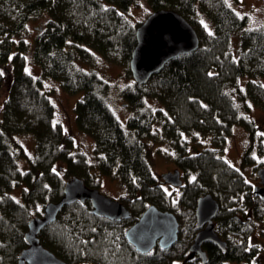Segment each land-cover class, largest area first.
<instances>
[{
    "label": "trees",
    "instance_id": "obj_1",
    "mask_svg": "<svg viewBox=\"0 0 264 264\" xmlns=\"http://www.w3.org/2000/svg\"><path fill=\"white\" fill-rule=\"evenodd\" d=\"M145 1L150 12L171 9L183 16L196 30L199 46L170 60L145 85L133 81L120 88L132 113L125 129L106 105L110 84L81 63L95 62L97 54L128 72L137 25L125 14L138 0H0V91L6 94L0 109V264H15L36 203L58 200L68 177L77 175L97 187L91 183V163L85 154L71 152V140L54 123L53 104L26 72L30 63L67 93L81 95L74 106L77 129L93 140L96 170L119 181L126 193L120 201L128 202L131 212L129 220L114 222L91 214L88 201L69 204L40 232L45 248L66 264L184 261L196 233V201L211 194L219 204L214 227L225 250L207 243L206 261L195 256L186 264H250L256 255L258 248L249 241L257 225H264V202L215 149H222L239 126L248 135L242 164L252 166L256 155L264 157L263 128L247 116L248 102L264 110V25L247 29V17L238 16L225 0ZM201 13L213 32L200 21ZM41 16L42 30L31 42L23 39L28 21ZM195 134L210 137L214 148L188 155L185 138ZM19 135L35 143L25 170L18 166L25 158L15 140ZM157 141L171 146L173 164L184 179L177 197L163 189L150 168L151 145ZM56 163L65 166L63 177L53 170ZM17 187L20 201L10 195ZM150 205L175 215L177 241L145 254L125 241L126 251L117 257L110 240L104 242L105 227L131 225Z\"/></svg>",
    "mask_w": 264,
    "mask_h": 264
},
{
    "label": "rangeland",
    "instance_id": "obj_2",
    "mask_svg": "<svg viewBox=\"0 0 264 264\" xmlns=\"http://www.w3.org/2000/svg\"><path fill=\"white\" fill-rule=\"evenodd\" d=\"M228 6L238 15L247 17V29H256L264 25V0H225ZM150 8L145 0H138V2L133 5L129 12L125 14L133 24H140L146 16L151 13ZM200 21L203 23L207 31L213 32V24L208 20L204 14H200ZM45 17H37L28 21L25 26L24 32L21 37L28 42L34 39V37L43 28ZM239 33L234 34V38H238ZM237 43V42H236ZM235 43V44H236ZM94 53L93 51H91ZM81 66L87 71L95 72L102 80L110 84V91L105 96V102L109 110L113 113L119 123L126 129V121L131 116V110L127 106L126 102L121 98L119 90L121 87L133 82L131 74L127 72L125 67L107 63L99 55H95V62H82ZM26 72L35 80L38 81L40 89L45 93L47 100L54 106V123L58 124L67 138L71 140V152L83 153L85 154L88 163H91L90 172L92 174L91 183L96 185L98 191L115 200H121L126 194L123 187L118 180H113L109 177L100 175L96 170L93 146V140L78 131L75 122V110L74 106L78 100H80V94H69L62 89L60 84L50 78H44L41 73V68L30 63L27 66ZM264 85V79H261ZM6 94L4 90L0 91V109L5 100ZM147 103L154 107L153 101H147ZM236 104L241 109L242 104L239 100H236ZM250 108L247 116L252 119L259 129L263 128L264 134V110L261 108L251 105L248 102ZM264 136V135H263ZM187 141V154L194 155L203 149H213V143L210 137L201 134H195L190 137L185 138ZM15 140L19 146H21L25 152V158H20L18 160V166L21 170H25L27 167V161L33 157L35 143L31 136L29 135H19L15 137ZM264 140V137H263ZM248 143V135L242 127H233L232 133L226 138V141L222 149L215 151L216 154L222 158L230 167L237 170L245 179L248 184L254 186L258 183V178L256 175V170L264 167V157L255 156L254 164L243 165L241 162V153ZM173 150L171 146L166 142H154L151 145V155L149 159L150 168L155 176L156 180L160 183L162 182L161 175L167 172H171L175 169V165L172 161ZM255 166V167H253ZM64 165L62 163H56L53 166V170L57 172L61 177L64 173ZM184 184V179L182 178ZM162 187L167 192H174V197L179 195V191H173L167 184H162ZM21 188L17 187L13 190L10 195L16 199H21ZM48 198V197H47ZM47 198L44 203H36L32 214H40L42 212L43 206L47 203ZM128 204V202L124 203ZM130 226V223H125L124 226L118 225L116 228L105 227V232L107 237H105L104 242H111L114 246V251L117 257H123L122 253H125V236L124 232ZM250 244L257 247V253L251 260L250 264H264V225L258 224L256 231L250 238ZM112 258V257H111ZM125 258V257H124ZM127 259V258H126ZM120 259L121 264H128V261ZM97 262V261H96ZM101 264V262H97ZM174 264H183L180 262H175ZM224 264H245L236 262H226Z\"/></svg>",
    "mask_w": 264,
    "mask_h": 264
},
{
    "label": "water",
    "instance_id": "obj_3",
    "mask_svg": "<svg viewBox=\"0 0 264 264\" xmlns=\"http://www.w3.org/2000/svg\"><path fill=\"white\" fill-rule=\"evenodd\" d=\"M135 47L131 53L128 69L136 85H145L152 76L159 74L172 59L194 52L199 46V37L194 27L179 13L171 9H158L149 13L135 29ZM260 186L253 193L264 202V167L256 171ZM162 182L173 187L182 185L178 169L161 176ZM90 203L89 212L94 216L114 222L129 220L130 210L119 200L101 194L97 188L88 187L77 175L68 177L62 187V196L48 201L42 212L32 215L23 236L25 247L17 255L15 264H66L45 248L39 238L40 232L53 223L61 210L74 202ZM219 210L218 202L211 194H205L196 201L194 216L197 233L189 247L186 260L197 254L202 263L206 252L202 245L211 243L221 251L226 243L215 231L214 219ZM126 241L138 253H148L155 246L170 248L178 238V221L175 215L148 206L141 216L125 231ZM92 264V263H80Z\"/></svg>",
    "mask_w": 264,
    "mask_h": 264
},
{
    "label": "flooded vegetation",
    "instance_id": "obj_4",
    "mask_svg": "<svg viewBox=\"0 0 264 264\" xmlns=\"http://www.w3.org/2000/svg\"><path fill=\"white\" fill-rule=\"evenodd\" d=\"M173 171H174V170H173ZM256 171H257V170H256ZM171 172H172V171H171ZM180 176H181V174H180ZM257 178H258V177H257ZM160 183H161V184H164L163 182H160ZM167 185H168V184H167ZM183 185H184V184H183V182H182V185L179 186V187H173V186H170V185H168V186H170L171 188L173 187L174 191L177 192V190L180 191V189L183 187ZM256 186H260L259 178H258V183L255 184L253 187H256ZM124 221H125V220H124ZM131 225H132V224H131ZM131 225H130V226H131ZM130 226H129V227H130ZM129 227H128V228H129ZM128 228H127V229H128ZM127 229H126V230H127ZM195 229H196V221H195ZM178 231H179V228H178ZM196 233H197V229H196ZM196 233H195V234H196ZM194 237H195V236H194ZM177 239H178V238H177ZM205 244H207V243H204V244L202 245V247H203ZM188 253H189V249H188ZM188 255H189V254H188ZM195 256H198V255L195 254ZM195 256H194V257H195ZM187 257H188V256H187ZM194 257H193V258H194ZM198 257H199V256H198ZM193 258H192V259H193ZM186 259H187V258H186ZM186 259H185L184 261H179V262H180V263H183V264H186V262L192 260V259H189V260H186Z\"/></svg>",
    "mask_w": 264,
    "mask_h": 264
},
{
    "label": "bare ground",
    "instance_id": "obj_5",
    "mask_svg": "<svg viewBox=\"0 0 264 264\" xmlns=\"http://www.w3.org/2000/svg\"><path fill=\"white\" fill-rule=\"evenodd\" d=\"M141 23V22H140Z\"/></svg>",
    "mask_w": 264,
    "mask_h": 264
}]
</instances>
